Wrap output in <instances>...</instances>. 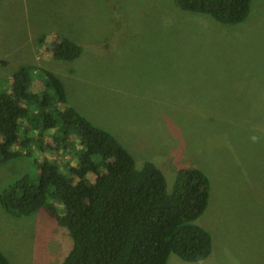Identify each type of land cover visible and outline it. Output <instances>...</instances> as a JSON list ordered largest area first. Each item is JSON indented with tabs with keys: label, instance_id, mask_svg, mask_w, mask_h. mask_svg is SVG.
I'll list each match as a JSON object with an SVG mask.
<instances>
[{
	"label": "rangeland",
	"instance_id": "obj_1",
	"mask_svg": "<svg viewBox=\"0 0 264 264\" xmlns=\"http://www.w3.org/2000/svg\"><path fill=\"white\" fill-rule=\"evenodd\" d=\"M56 35L79 56L51 59L44 49ZM21 66L34 67V94L36 68L55 75L66 105L109 132L136 168L152 162L167 192L179 168L206 176V207L194 223L211 251L197 262L169 255L166 264H264V0H250L233 25L173 0H0L1 88ZM26 150L0 163V191L25 175L36 183V166L57 158L33 142ZM67 156L55 161L63 174L76 162ZM70 244L42 209L16 218L0 208L9 264H59Z\"/></svg>",
	"mask_w": 264,
	"mask_h": 264
},
{
	"label": "trees",
	"instance_id": "obj_2",
	"mask_svg": "<svg viewBox=\"0 0 264 264\" xmlns=\"http://www.w3.org/2000/svg\"><path fill=\"white\" fill-rule=\"evenodd\" d=\"M173 1L179 10L232 25L246 18L250 4ZM44 37L37 38L39 47ZM47 45L44 50L53 60L70 61L81 52L62 36H54ZM33 68L18 67L9 88L0 86V163L27 156L23 149L32 142L40 150L48 147L57 160L68 155L76 162L65 165L66 174L56 159L39 163L36 183L25 175L0 191L1 210L20 218L42 209L64 228L71 244L59 264H166L169 255L184 262L208 256L210 236L194 223L206 207V176L193 167L179 168L167 192L164 176L152 162L136 168L109 132L66 105L63 86L51 72L36 68L40 86L37 95L32 93ZM53 100L62 108H51ZM74 139L77 151H72ZM0 264H9L1 253Z\"/></svg>",
	"mask_w": 264,
	"mask_h": 264
}]
</instances>
